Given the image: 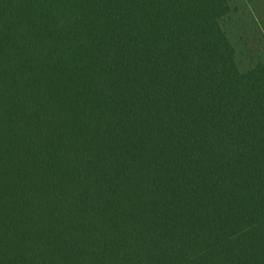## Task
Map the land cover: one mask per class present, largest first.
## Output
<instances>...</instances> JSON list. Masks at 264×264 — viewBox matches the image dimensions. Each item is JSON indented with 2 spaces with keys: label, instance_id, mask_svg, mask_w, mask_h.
I'll use <instances>...</instances> for the list:
<instances>
[{
  "label": "trees",
  "instance_id": "16d2710c",
  "mask_svg": "<svg viewBox=\"0 0 264 264\" xmlns=\"http://www.w3.org/2000/svg\"><path fill=\"white\" fill-rule=\"evenodd\" d=\"M226 0H0V264H264V67Z\"/></svg>",
  "mask_w": 264,
  "mask_h": 264
},
{
  "label": "rangeland",
  "instance_id": "374dc122",
  "mask_svg": "<svg viewBox=\"0 0 264 264\" xmlns=\"http://www.w3.org/2000/svg\"><path fill=\"white\" fill-rule=\"evenodd\" d=\"M230 11L218 24L234 49L240 73L264 67V0H226Z\"/></svg>",
  "mask_w": 264,
  "mask_h": 264
}]
</instances>
